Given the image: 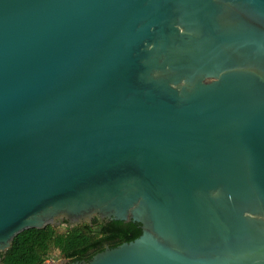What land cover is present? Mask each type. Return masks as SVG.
I'll return each instance as SVG.
<instances>
[{"label":"water","instance_id":"95a60500","mask_svg":"<svg viewBox=\"0 0 264 264\" xmlns=\"http://www.w3.org/2000/svg\"><path fill=\"white\" fill-rule=\"evenodd\" d=\"M94 217L43 264H264V0H0V253Z\"/></svg>","mask_w":264,"mask_h":264},{"label":"trees","instance_id":"16d2710c","mask_svg":"<svg viewBox=\"0 0 264 264\" xmlns=\"http://www.w3.org/2000/svg\"><path fill=\"white\" fill-rule=\"evenodd\" d=\"M66 223V222H64ZM138 223L107 220L67 224L64 231L56 225L30 228L18 233L11 246L0 253V264H43L59 255L69 261H88L105 246L114 247L140 234Z\"/></svg>","mask_w":264,"mask_h":264},{"label":"rangeland","instance_id":"374dc122","mask_svg":"<svg viewBox=\"0 0 264 264\" xmlns=\"http://www.w3.org/2000/svg\"><path fill=\"white\" fill-rule=\"evenodd\" d=\"M67 225H57L59 231H64ZM71 226V225H70ZM63 258L56 254L52 260H62ZM51 260V259H50Z\"/></svg>","mask_w":264,"mask_h":264},{"label":"flooded vegetation","instance_id":"af4514ba","mask_svg":"<svg viewBox=\"0 0 264 264\" xmlns=\"http://www.w3.org/2000/svg\"><path fill=\"white\" fill-rule=\"evenodd\" d=\"M94 218H96L99 222L107 221L106 219H100V218H98V217H94Z\"/></svg>","mask_w":264,"mask_h":264}]
</instances>
